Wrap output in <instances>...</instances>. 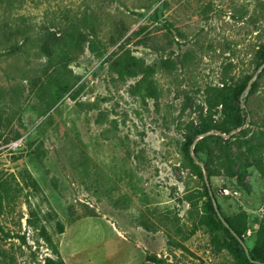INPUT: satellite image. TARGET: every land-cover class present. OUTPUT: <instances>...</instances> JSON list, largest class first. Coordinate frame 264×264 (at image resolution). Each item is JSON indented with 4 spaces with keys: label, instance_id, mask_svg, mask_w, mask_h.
<instances>
[{
    "label": "rangeland",
    "instance_id": "1",
    "mask_svg": "<svg viewBox=\"0 0 264 264\" xmlns=\"http://www.w3.org/2000/svg\"><path fill=\"white\" fill-rule=\"evenodd\" d=\"M0 1V264H236L205 187L264 251V0Z\"/></svg>",
    "mask_w": 264,
    "mask_h": 264
},
{
    "label": "trees",
    "instance_id": "2",
    "mask_svg": "<svg viewBox=\"0 0 264 264\" xmlns=\"http://www.w3.org/2000/svg\"><path fill=\"white\" fill-rule=\"evenodd\" d=\"M1 2V1H0ZM169 26V25H168ZM168 28V27H167ZM170 33L172 32L171 29L168 30ZM177 36L180 38H184L185 34L180 31L179 29H177ZM123 45V44H122ZM123 47V46H122ZM121 47V48H122ZM108 55V49H104L103 53H102V58ZM187 57H189L188 55H185ZM263 56V61H264V54ZM128 57L126 56V53L122 52L119 48V50H114L112 51L105 59L103 62L105 63H109V67L112 71L118 73L120 76H124V73L127 71V62H128ZM218 104H222V103H218ZM219 106V105H216ZM226 128V121L225 119H219V121H215V120H211L209 122H206V124L203 126V128L195 131V132H191L190 135H186L185 138L187 139V142L182 146V151L186 154L189 155V148L190 146L194 143V140L197 136L206 133L210 130H217L220 132H224ZM206 138L207 137H203L202 139H199L195 145L194 148V154L199 157V150L200 147H202L204 145V143L206 142ZM197 168H199V166L196 165ZM205 170L207 171L208 175H211V170L209 168L208 165H204ZM204 194V197L206 198V200L203 202L202 207H204L205 209V213H203V217H202V224H206L211 232L213 234H216L218 231H223L224 234H226L228 236V238L230 239H224L221 240L220 237L218 235L214 236V242L216 243V245L218 246L219 250H229L233 257L236 260V264H264V251L260 250L257 248V250L253 251L251 253L250 256H247L244 252L243 249L239 248L240 244L237 241L236 237L232 234L235 233L239 238H242L245 232V229L242 228L235 219L232 218H225V221L227 222V224L229 225V228H226L222 222L220 220L215 221L213 219V216H216L215 213V208L214 205L212 203V199L209 195V191L208 188L205 187L204 192L202 193ZM232 232H231V231ZM0 231L4 232V229L2 227H0ZM6 236H10L9 233H5ZM235 243L236 245H238V247H233L232 243Z\"/></svg>",
    "mask_w": 264,
    "mask_h": 264
},
{
    "label": "water",
    "instance_id": "3",
    "mask_svg": "<svg viewBox=\"0 0 264 264\" xmlns=\"http://www.w3.org/2000/svg\"><path fill=\"white\" fill-rule=\"evenodd\" d=\"M235 234V233H234ZM236 235V234H235Z\"/></svg>",
    "mask_w": 264,
    "mask_h": 264
}]
</instances>
